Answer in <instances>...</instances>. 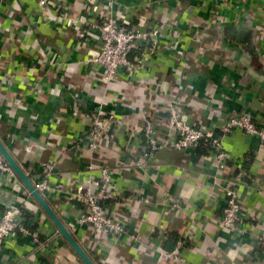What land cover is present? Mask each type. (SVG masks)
Segmentation results:
<instances>
[{
	"label": "crops",
	"instance_id": "obj_1",
	"mask_svg": "<svg viewBox=\"0 0 264 264\" xmlns=\"http://www.w3.org/2000/svg\"><path fill=\"white\" fill-rule=\"evenodd\" d=\"M38 1L19 0L26 11L37 4L38 7ZM64 1L78 10L81 5L82 19L92 16L93 0ZM162 1L118 0L114 13L122 19L131 18L134 24L146 18L149 21L148 16L153 18V14L160 20L165 11ZM0 5L24 12L19 9L18 0H0ZM168 5L174 6V0ZM147 7L150 8L144 17L138 19L137 12ZM231 10L234 13L229 16L234 18L237 14V21L207 28L203 19L208 14L188 8L183 0L176 12V28L185 31V37L177 38L178 44L168 39L166 43L173 44L174 49L157 53L136 73L123 72L122 80L115 83H103L100 69H81L76 63L87 51L97 48L93 33L82 42L71 30L64 42L59 31L51 32L60 26L42 24L38 26L41 41L37 36H18L25 43L27 57L19 56L16 60L31 59L30 66L35 65L37 72L46 63L39 49L45 45H39L47 43L55 54V64L48 65L42 82L19 72L5 54L1 55L4 59H0V78L2 81L6 77L8 85L0 81V141L30 181L39 178L40 163L55 162L57 167L50 182L68 191L95 176L93 171L107 166L115 170L116 191L131 198L132 202L120 205L118 212L132 219L128 229L130 233L136 232L141 241L130 245L125 239L117 246L107 238L106 241L95 238L88 228L76 224L84 211L81 202L66 203L65 200H70L66 192L55 197L42 196L94 264H151L158 259V248L172 251L182 235L187 236L185 264H264V144L241 131L222 134L215 127L218 120L242 111L264 124L263 56L253 33L252 52L224 34L228 26L246 24L243 14L235 13L234 0L228 6V11ZM191 18L205 27L206 32H200L197 39L188 30L187 21ZM178 51L194 54L186 59V72L181 74L184 90L175 99L180 101L188 119L219 139L221 151L228 156L224 172L212 158L217 151L213 147L208 155H199L196 147L179 152L159 150L147 168L138 167L142 150L138 138L129 137L127 130L135 129L137 134L142 110H162L166 101L174 98L172 79L177 76L173 71ZM49 78H62L63 84L55 86ZM158 83L162 84L161 89H157ZM98 108L113 113L117 127L114 140L108 144L103 139L93 152L84 147L83 135L89 123L87 115ZM161 134L166 136L165 131ZM87 164L92 171L86 169ZM228 186L237 190L241 203L244 232L241 240L222 232L215 221L224 207L223 193ZM164 193L186 206L183 215H173L164 205ZM0 195L13 196L12 206L31 211L35 218L32 226L36 225L31 231L38 230L40 237H46L41 240L42 247L23 236L7 240L0 250V264H82L15 173L12 179L0 174ZM5 209L4 203H0V213ZM211 252L215 256L207 262Z\"/></svg>",
	"mask_w": 264,
	"mask_h": 264
},
{
	"label": "built area",
	"instance_id": "obj_2",
	"mask_svg": "<svg viewBox=\"0 0 264 264\" xmlns=\"http://www.w3.org/2000/svg\"><path fill=\"white\" fill-rule=\"evenodd\" d=\"M169 1L171 0H163L161 3L165 11L162 13L160 20L153 14V18L148 16L149 21L146 18L138 24H134L129 17L122 19L114 13V7L118 4V0H102L101 2L93 0L95 7L91 13L92 16L86 19H82L83 10L81 5H79L80 9L78 10L73 7L72 3L64 0H39V12L35 9L31 11L23 9L24 13L15 12L11 9L12 12L8 15L11 19L10 22L16 24L13 34L17 37L19 35L38 36L40 34L38 26L42 24L60 26L53 28L51 32H54V30L59 31L63 39L61 41L64 42V38H69L71 30L74 32L76 39H80L82 42H86L87 37L93 33L97 41V48L93 51H87V55L76 61V63L81 69L91 67L100 69L99 76L102 82L109 84L120 82L123 78V72L133 74L140 71L157 53L174 49L173 44L166 43L168 39H172V42L178 44L180 40L177 38L185 37V31L176 28L178 22L176 12L181 9L183 0H174L175 5L172 7H169ZM185 1L188 8L197 9L198 12L208 14L203 19V22L207 23V28L219 27L237 21V18H235L237 14L234 18L229 16L230 12L234 13V10L228 11V6L232 0ZM148 8L150 7L142 10L138 9L137 11H140L137 12L136 17L138 19L144 17ZM234 8L235 13L243 14V22L250 24V28L253 30L259 44L257 48L264 60V0H234ZM187 25L191 37L196 39L197 35L205 28L200 26L196 18L189 19ZM13 37L7 40L5 35L0 32V59H4L1 55L5 54L12 66L19 72H23L31 78L36 77L40 82L43 79L45 80L44 75H47L48 65H54V61H56V56L46 46L47 43L42 42L39 45H45V47H39V49L46 63L41 65V72H37L35 65L30 66L31 59L27 61L23 60L22 57L16 60L19 56L27 57V53H25L27 49L22 39L19 37L13 39ZM190 54L194 53L177 52L179 59L176 60L177 65L173 71L177 76L174 75L172 79L173 89L171 91L174 98L167 100L165 108L159 110L163 113V116L159 118L157 115L159 111L144 109L141 111V126L138 133H135V129L133 132L127 130L129 137L138 138L137 141L142 150L139 153L138 167L147 168V164L152 161L153 155L159 150L184 151L195 148L201 139L207 138L211 140L212 147L217 150L213 152L214 156L212 158L217 161L219 170L224 172L227 168L226 160L228 156L221 151L219 139L214 138L207 130L196 126L188 119L179 106L180 101L175 99V95L180 90H184L181 84L184 82V78L181 74L184 71L186 72L187 65L185 62ZM181 60H185L184 63ZM37 61L42 63L39 59ZM1 72L0 70V74ZM49 79L55 86L63 84L62 78L60 80ZM1 83L8 85V79L4 77ZM158 88H162L161 83L157 84ZM157 102L162 101L158 100ZM87 118L89 123L83 135L84 147L87 150L96 151L103 139L108 144L114 140L117 118L113 113L98 108L96 111H91ZM218 122L215 127L222 134L241 131L248 136L256 137L261 144H264V124L261 123L263 121H260L251 113L246 111L231 113L228 118L220 119ZM161 131H165L166 136H163ZM39 167L41 169L39 178L31 181L34 189L42 196L47 197L60 196L66 192V198L70 199L65 200L66 203L81 202L84 211L76 220L79 227H86L95 238H103L105 241L107 238L117 246H121V241L125 239L130 245L141 241L136 232L130 233L128 229L132 219L126 214L118 212L120 211L118 210L120 205H127L128 202L132 201L131 198H125L121 192L116 191L113 178L115 170L104 166L97 171H93L96 172V175L88 177L86 182L77 184L72 189L65 191L60 186L53 185L50 182L57 163L46 161L40 163ZM86 169L92 171V166L87 164ZM0 174L9 179L14 178L12 169L1 156ZM223 194L224 207L221 214L215 218V221L222 232L233 234L241 240L244 232L241 227V203L238 192L235 188L228 186L224 189ZM163 200L165 201L164 205L170 211H173V215L181 216L184 214L186 206L180 200L167 193L163 194ZM108 202L115 204V208L112 209L111 213L108 212L105 206V203ZM143 202L148 203L147 199H144ZM22 210L23 208L20 206H12L0 213V250L7 240L19 236L29 238L34 245L43 246L39 231H31L28 228ZM211 220L209 218V221ZM190 223L192 224L193 221L191 220ZM186 238V235H182L172 251L158 248V259L152 261L151 264H185ZM50 239L51 237L48 242ZM215 245L217 246L216 243ZM220 251L218 250V253L222 252ZM212 259V256L207 255V262Z\"/></svg>",
	"mask_w": 264,
	"mask_h": 264
},
{
	"label": "water",
	"instance_id": "obj_3",
	"mask_svg": "<svg viewBox=\"0 0 264 264\" xmlns=\"http://www.w3.org/2000/svg\"><path fill=\"white\" fill-rule=\"evenodd\" d=\"M252 33L253 30L250 28V24H236L233 26H228L224 29V34L233 40L236 43H239L245 47L249 52L254 51V45L252 43ZM0 155L4 158L6 163L10 166L12 171L16 174V176L20 179V181L24 184L28 192L35 199L37 204L40 206L42 211L46 214L48 219L52 222L54 227L57 229L58 233L61 235L66 244L72 249L78 259L82 264H94L93 261L89 258V256L85 253V251L80 247L77 243L73 235L67 230L66 226L62 223V221L57 217L54 211L50 208L46 200L39 194L33 187L29 177L24 173L22 168L16 162V160L12 157V155L8 152L6 147L0 141ZM0 203L5 205L6 209L12 206L15 203V198L11 196V198H7L4 195H0Z\"/></svg>",
	"mask_w": 264,
	"mask_h": 264
},
{
	"label": "trees",
	"instance_id": "obj_4",
	"mask_svg": "<svg viewBox=\"0 0 264 264\" xmlns=\"http://www.w3.org/2000/svg\"><path fill=\"white\" fill-rule=\"evenodd\" d=\"M18 4H19V9L23 10L24 7L21 5L19 0H18ZM37 5L34 6L35 7L34 9L39 12V8L38 7L40 6V4H39L38 7H37ZM11 9L12 8L3 7V6L0 5V22H2L0 24V32H2V34L5 35V38L7 40H10L13 36H14L13 39H18V37L15 36V34H13L14 30L16 28V24H13V23L10 22L11 19H10L9 15H8V14H11L10 13V12H12ZM12 27H14V28H12ZM204 32H206V31H204ZM207 35L210 36V33H208ZM35 38H37L39 41H41L40 39H42L41 36H39V37L37 36ZM13 39H12V41H13ZM157 115L159 116V118H161L163 116V113L161 111H159V113ZM196 149H197V152H198L199 155H208V154H210L211 152H213V148L211 146V140L207 139V138L201 139L199 144L196 146ZM112 203L113 202L105 203V206L107 207V210H108L109 213H111V210H112L111 207L115 208V204L112 205ZM109 205H111V206H109ZM22 215H23V217L26 220V224H27L28 228L30 230H34L36 225L32 226V224L35 222V218H34V215L32 214V212L23 208ZM40 239L43 242V240H45L46 237L41 235ZM167 239H170V234L169 233L167 234ZM173 239H174V242H175V236L173 237ZM208 255L212 256V257L215 256L213 252H211Z\"/></svg>",
	"mask_w": 264,
	"mask_h": 264
}]
</instances>
